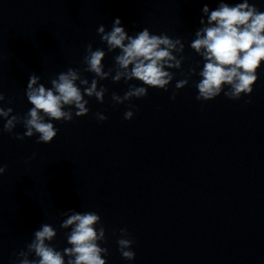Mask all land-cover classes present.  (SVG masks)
Wrapping results in <instances>:
<instances>
[{
	"label": "clouds",
	"instance_id": "obj_1",
	"mask_svg": "<svg viewBox=\"0 0 264 264\" xmlns=\"http://www.w3.org/2000/svg\"><path fill=\"white\" fill-rule=\"evenodd\" d=\"M202 12L206 20H200L202 27L195 32L190 47L204 60L203 67L198 73L195 67L189 68L187 73L182 72L185 78L177 81L175 88H184L191 76L198 74L201 79L195 87L199 101L214 100L221 93L232 100H239L242 95L250 96L259 78L258 69L264 64V12L249 0L234 5L220 0L216 9L210 10L205 5ZM97 33L106 50L100 47L94 50L91 43L87 44L83 71L69 67L51 79V87L40 83L41 78L35 73L30 75L25 94L32 107L24 115L13 114L12 107L5 108L6 97L0 92V120L4 121L0 133L14 134L18 140L38 135V144L51 143L59 131L51 121L70 122L74 117L88 115L89 101L85 97L104 102L108 89L98 86L100 81L111 78L114 83L123 80L128 84L123 96L111 95L114 104H124L133 98L146 97L149 88L167 91L175 77L171 69H181L186 59L183 55L185 45L180 38L153 34L148 28L129 35L120 18L114 20L110 31L100 25ZM117 50L114 66L105 71L106 55ZM85 72L93 74L91 82L84 76ZM133 80L142 82L143 86L129 83ZM171 98L175 99V93ZM7 102L11 104L12 100ZM128 108L125 120L134 116V106L129 104ZM96 117L99 121L107 119L102 113H97ZM18 124L24 127L23 134L14 133ZM6 171L7 165L0 164V176ZM61 215L65 218L60 228L70 229L66 233L70 247L61 251L52 246L50 242L56 238L57 229L43 223L33 233L26 250L17 254V264H107L104 257L109 255V250L100 246L101 242L106 243V230L100 215L76 210L64 211ZM134 242L126 228L120 229L116 243L125 260L135 259ZM32 255L35 258L29 259Z\"/></svg>",
	"mask_w": 264,
	"mask_h": 264
}]
</instances>
